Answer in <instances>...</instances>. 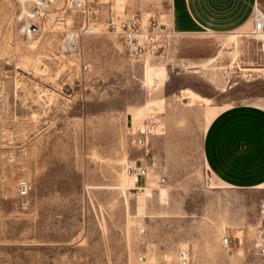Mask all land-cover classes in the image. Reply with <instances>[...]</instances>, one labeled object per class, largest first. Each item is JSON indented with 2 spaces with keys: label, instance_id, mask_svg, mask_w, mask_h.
Masks as SVG:
<instances>
[{
  "label": "rangeland",
  "instance_id": "1",
  "mask_svg": "<svg viewBox=\"0 0 264 264\" xmlns=\"http://www.w3.org/2000/svg\"><path fill=\"white\" fill-rule=\"evenodd\" d=\"M111 1L157 27L156 46L138 60L106 28ZM22 7L0 0V264H142L141 255L178 264L184 248L193 264H264L255 246L264 186L226 187L203 155L221 110L264 106L252 30L180 35L170 0H102L95 32L67 52L65 31L81 25V12L58 0L28 38ZM149 109L160 120L149 145L153 197L131 191L124 169L145 155L131 131ZM21 179L34 186L24 200Z\"/></svg>",
  "mask_w": 264,
  "mask_h": 264
},
{
  "label": "crops",
  "instance_id": "2",
  "mask_svg": "<svg viewBox=\"0 0 264 264\" xmlns=\"http://www.w3.org/2000/svg\"><path fill=\"white\" fill-rule=\"evenodd\" d=\"M256 7L264 11V0H170V24L180 35L251 31ZM203 155L210 171L226 187L262 188L264 106L239 103L221 110L207 128Z\"/></svg>",
  "mask_w": 264,
  "mask_h": 264
},
{
  "label": "built area",
  "instance_id": "3",
  "mask_svg": "<svg viewBox=\"0 0 264 264\" xmlns=\"http://www.w3.org/2000/svg\"><path fill=\"white\" fill-rule=\"evenodd\" d=\"M31 5L27 8L30 15L26 21H29V28L26 30L23 27V33L28 38L39 31L40 26L33 22L36 18L45 15L47 9L56 4L58 0H30ZM122 1L120 2V4ZM71 8L78 10L82 14L81 25L78 28H68L65 31L62 47L67 52H76L79 49L80 41L86 35L95 32V24L99 21L100 4L102 0H69ZM119 4L111 1L108 8L106 28L109 33L117 35L121 38L125 55L130 60H138L143 57L151 48L156 46L157 42V27L155 25L147 27L143 20L128 16L125 11L119 9ZM254 29L252 34L259 40V48L264 53V11L260 7H256L253 14ZM31 32V37L29 33ZM4 94V88L0 85V96ZM145 119V122L137 127H132L131 135L133 144L139 149L145 151V155L140 158H130L126 161L124 169L126 175L131 179V191L138 194H145L151 189L150 187V140L157 134L160 126L159 118L150 113ZM166 179L160 177L159 184H164ZM33 184L27 179H21L18 183V195L21 199L27 198L33 191ZM2 194L0 192V202ZM261 213L264 215V202L260 205ZM144 231V230H143ZM223 245L230 248L232 239L225 235L222 239ZM255 246L259 254L264 255V233L260 234L255 242ZM139 261L142 264H149L146 255L139 256ZM178 264H193L192 255L188 249H181L179 251Z\"/></svg>",
  "mask_w": 264,
  "mask_h": 264
},
{
  "label": "bare ground",
  "instance_id": "4",
  "mask_svg": "<svg viewBox=\"0 0 264 264\" xmlns=\"http://www.w3.org/2000/svg\"><path fill=\"white\" fill-rule=\"evenodd\" d=\"M26 1L27 0H21V3L23 5L21 17H24L25 19H27L29 17V15H30V13H29L28 9L26 8V5H25ZM24 27H25L24 29H26V30L29 28V21L28 20L26 21V24H25ZM28 33H29V37H31L32 33L30 31ZM157 69L159 70V68H157ZM159 72H161V71H159ZM151 80H153V79L151 78ZM183 93L185 95V98H190V100L193 101L194 103L202 101V99L200 97L195 96L194 94L191 95V92L188 89L184 90ZM146 197H153V191L151 189H149L147 191V196Z\"/></svg>",
  "mask_w": 264,
  "mask_h": 264
}]
</instances>
